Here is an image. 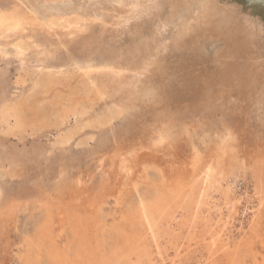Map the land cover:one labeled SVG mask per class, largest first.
<instances>
[{"label":"rangeland","instance_id":"rangeland-1","mask_svg":"<svg viewBox=\"0 0 264 264\" xmlns=\"http://www.w3.org/2000/svg\"><path fill=\"white\" fill-rule=\"evenodd\" d=\"M15 3L23 9L19 11L27 12L40 20L57 15L98 16L97 22L92 24L96 32L103 28L99 24L102 21L110 28L118 11L120 12L116 0H0V8H10ZM171 5L176 7V16L180 17L184 13L194 15L197 29L208 22L210 25L218 26L220 31L213 36H203L201 40L189 44L182 51L171 50L166 55V69L160 80L162 84L160 98H163L164 102L170 100L175 103L170 108L147 101L128 111L115 113L113 108H109V104L98 102L96 106L81 108L79 113L81 111L84 113L80 115L78 109L73 111L67 105L68 102L64 101L60 108L62 110L57 109L54 103L57 94L61 92L59 96L63 99L65 95L64 99L68 100L69 97L66 95L69 92L68 85L75 81L72 77L75 75L76 67L70 64L71 61L75 59L81 63L89 60V56L83 52L81 43H65L57 31H52L54 34L51 36L44 35L45 33L41 31L39 33L38 30L37 34L35 31H29L38 45L33 47L26 44L29 49L24 45L26 48L24 58L19 60L14 52V44L19 41L18 36L0 37V264H22L24 237L35 228L41 216L40 209L49 205L56 210L61 204L59 201L69 197L68 193L76 188L79 180L83 182L82 184H88L90 192H96L102 185L112 186L116 180L118 185L122 183L120 187L126 184L131 187L132 180L136 182V188L132 190L130 196L134 207L141 209V205H146L149 200L154 201L156 194L154 195L155 191L151 184H148L150 181L147 178L155 179L159 174L154 171L150 162L144 164L131 162L129 165L137 164L133 166L130 174L126 173L133 176L131 179L128 175L123 176V171L120 173L116 163L119 155L127 158L128 154L133 152L134 147L129 143L130 140L135 143L138 136L141 137L143 145L141 152H151L160 158L159 168L163 170L162 173L169 184L183 177V174L186 175L181 168L195 156H199L205 170L210 168L208 179H203L202 171L194 177L197 191L204 190L205 193H202L205 203L201 204L196 217L198 219L195 218V221L199 223L208 215L214 217V220L221 221H219L221 243L225 244L223 249L232 256L226 255L225 258L222 256L224 261L222 264H264V0H165L164 8L168 10L165 11L164 8L163 10L168 13ZM53 39L57 41L53 42ZM124 40L121 41L123 44H129L128 37ZM58 43L62 45L59 46ZM40 47H49L55 56L47 58L48 61L39 60L36 58V51L42 49ZM109 49V46L100 44L99 48L90 53V59L96 62L108 59L111 56ZM37 76L42 80L40 81ZM34 84L37 85V89ZM38 87L46 91L40 94L41 90ZM41 101L44 103L41 104ZM5 106L9 107V111ZM40 116H44L45 120ZM20 117L22 121H19ZM98 120L104 121L97 124ZM73 128H77V132ZM62 134H69V139L65 143L60 141ZM119 138L127 139L126 146L111 147ZM107 154H112L114 158L107 157ZM141 164L147 166V174H143ZM111 207L112 200L106 207V212H110ZM177 215L175 214L176 220H173L175 222L172 229L175 226L179 230L177 223L182 219L185 228L187 227L186 229L183 227L182 235L185 238L188 224H185L183 217ZM153 223H156L153 224V229L158 225L161 227L157 215ZM145 227L147 228L146 225ZM145 232L142 235L149 236L150 231H147V234ZM236 239H239L238 242ZM160 242L163 246L164 239L160 238ZM201 252L196 251L188 255L185 253L181 258L174 257L173 250H170L169 256L165 258L166 263L172 264L173 260L175 261L173 264L180 262L206 264L205 257L199 259ZM219 262L222 261L219 259ZM158 264L162 262L159 261Z\"/></svg>","mask_w":264,"mask_h":264},{"label":"bare ground","instance_id":"bare-ground-1","mask_svg":"<svg viewBox=\"0 0 264 264\" xmlns=\"http://www.w3.org/2000/svg\"><path fill=\"white\" fill-rule=\"evenodd\" d=\"M116 3L118 4L120 12L118 11V14L116 15L115 19L112 21V26L111 27L109 26L110 28H107L105 22L102 21L99 24L103 28L99 32L94 31L93 29L94 27H92L93 22L95 21L97 22L98 16L95 17L91 15L90 17L88 15L81 16L80 14L79 15L75 14L76 15L75 17V15L73 14L74 17L72 16L70 17V15L68 17V16L57 15L55 17H50L46 20H40L37 17H34L27 12L19 11L23 9H20V5L17 3H15V5L10 8H7V7L0 8V37L4 38V37H9V36H14V35L18 36L17 39L19 41L14 44V52H15V55H17L19 60H22L24 58V50L27 48L26 44H31L33 47H37L38 43L35 41L33 35L29 34L30 33L29 31H35L36 33L37 30L39 31V33L41 31L45 33L44 35H50V36L51 34H54L52 31H55V32L57 31L58 33H60V35H62L63 38L62 37L61 38L63 39V41L65 40L64 41L65 43L66 42L67 43L68 42H71V43L80 42L81 46L83 47L82 48L83 52L89 56V60H86L81 63L79 61L78 63L77 61H75V59L71 61L70 64L76 67L75 75L74 77H72V80L74 78L75 81L74 83L72 84L70 83L68 85L69 92L66 94L69 97V98L67 97L68 100L64 99L66 98L65 95L63 99L59 96L61 92L57 94L58 96L54 100L55 107L57 109H60L63 106V104L65 103L64 101L68 102L67 105H69L73 109V111L78 109L77 111L78 113L80 112L79 110H81V108H85L86 106H89L87 108H90L93 105L96 106L98 102H102L103 104H107V105L109 104L110 106H112V107L109 106V108H113L115 113L128 111L129 109L138 107L147 101H153L155 104H159V106L161 105L162 107L168 106L166 108H170L175 103H173L170 100H167V102H164L163 98H160L161 96L160 90L162 88V84L160 80L162 79V76L165 73V69H166V64H167L166 55L171 50L177 49L179 51H182L189 44L196 43L198 40H201L203 36H206V35L213 36L214 34H217L218 31H220L218 30L219 28L218 26H213L212 24L210 25L207 21H206L207 24H204L203 26H201L200 29H197L196 28L197 20H194L195 16L184 13V15H181L180 17L177 15L178 16L177 17L175 13L176 7L173 5L170 6V10L168 13L165 12L168 10L167 8H164L165 0H116ZM198 4L201 5L200 3ZM25 6L27 5L25 4ZM163 8L165 9V11L163 10ZM209 14L210 13H208V15ZM208 21H209V18H208ZM148 25H150V27H147ZM220 28L222 30V27ZM196 31H199V33H197ZM125 37H128V39L130 40L129 44H123L121 42L124 40ZM210 40L212 41V39ZM56 41H54L53 39V42H56ZM100 44H103L104 46H109L110 48L109 51L111 53V56L106 60H103L101 62H96L95 60L90 59L91 58L90 53L94 49L99 48ZM24 45L26 46V48L23 47ZM58 45L60 46L62 44L58 43ZM36 53H37L36 58H38L39 60H42L43 62L44 60H47V58H50L53 55L55 56L53 50H51L49 47H43L42 49L36 51ZM71 58H73V55ZM21 62L23 63L24 61H21ZM37 65H38V62H37ZM55 71L56 70H54V72ZM33 72L35 71L33 70ZM43 77L44 76H42L41 78L44 79ZM51 77L53 79V75ZM37 78L39 77L37 76ZM41 78H39L40 81L42 80ZM35 79L36 78H34V80ZM64 85L65 84H63V86ZM36 86L37 85H35L34 87ZM42 86L44 87V84ZM47 87H50V86H47ZM46 88H43V89H46ZM39 90L41 89L39 88ZM45 91L46 90L44 91L41 90L40 92L39 91L38 92L41 94V92L43 93ZM24 100L22 99V101ZM43 103L41 101V104ZM33 104H35V102H33ZM36 105L40 106V104H36ZM8 106H9V103H8ZM70 107H69V110H71ZM7 109L9 111V107H7ZM36 110L38 109L36 108ZM67 110L68 109H66V111ZM29 112L31 113V111ZM83 113L81 111V113L79 114L83 115ZM7 114L5 116H7ZM34 114L36 115V112ZM46 114L48 115L50 113H46ZM112 114L113 113H111L110 115ZM10 115L12 116V114ZM32 117L36 118L34 116ZM36 119H40V118L37 117ZM20 120H21V117L19 121ZM42 120H45V117ZM103 121L101 120V122ZM108 121L109 120H107V122ZM101 122L100 120H98L97 124ZM17 123H19L18 120H17ZM91 124L93 125L94 123H91ZM41 125L39 126L41 127ZM88 126L90 127V125ZM83 127L85 126L83 125ZM16 129L17 128L15 127V130ZM79 129H80V125H79ZM167 130H166V133H168ZM139 132L141 133L142 131H139ZM68 136L69 134L60 135L61 137L60 141L65 143L69 139ZM126 140L127 139L125 138H119V140H117V143L113 142V145L111 147H114V148L115 147H125ZM131 143H134V142L130 140V143H129L131 146L134 147L133 150L131 149L133 152L129 153L128 154L129 156L127 158L121 155L118 156V159L116 162L117 165L119 166L118 170L120 171V173L121 171L124 172L123 176L124 175L127 176L128 174L126 175V173L130 174L132 172L133 166L137 165V164L129 165L131 162L142 163V164L150 162L149 164H151L152 167L155 169L154 171H157V173L159 174L156 176L157 178L155 179L151 178V180H149L147 178V180L150 181L148 182V184H151L152 189H154L155 191L154 195L156 194L155 195L156 199H154V201H151L152 199L149 200V202L146 205H141L142 206L141 209H137L132 204V200H130V196L133 192L132 190L133 189L135 190L136 188V182H132V180H130L131 187H128L127 184L124 185V187H120L122 183L118 185L117 180H116L114 185L112 184V182H110V185L112 184V186L102 185L98 188V190H96V192H90V188L88 184L87 183L82 184L83 182L79 180L77 182L76 188L72 189V191L68 193L69 197H66L65 200L59 201V203L61 204H59L60 206L56 210L55 209L53 210V208L50 207L49 205H46L45 207L40 209L42 211L41 213H39L40 211L38 210L39 212L37 213H39L41 216L39 215L40 218L39 220H37V223L34 226L35 228L33 229L31 233L28 234V236L26 235V237H24L25 242H24V249L22 251V264H158L159 261L162 262V264H167L165 258L169 256L170 250H173L174 257H181V258L184 256L185 253L188 255V254L195 253L196 251H200V252L203 251L201 252V257H199V259L202 257H205L204 259H206V264L224 263V261L222 260L223 259L222 256L225 258L226 255L229 256V253L226 252L227 250L223 249V246L225 244L223 245L221 243V239H220L222 236L221 235L222 232L220 230L221 221L214 220L213 219L214 217L211 218L209 215L206 216L205 218L203 217V220H200L199 223L197 222L198 224L195 221V218L199 214L201 204L205 201L204 198L202 199V196L205 193H203L204 190L197 191L198 188H197L196 182L194 181V177H196L198 173L202 171L204 175L203 179L204 180L208 179L210 168H208L209 170L208 169L205 170L204 169L205 167L203 168L202 164L200 163V160L198 158L199 156L198 157L193 156L194 158H192L191 160L188 158L190 162L186 164L187 166L185 165L184 167L181 168V171L186 173V175L183 174V177H180L173 183L169 184L165 180V174L162 173L163 170L159 168L158 160H160V158L154 153H151L150 151H149L150 153H147L146 151L147 149L145 150L146 153L141 152V150L143 149L141 137L138 136L137 141L134 144H131ZM215 144L221 145L218 143H215ZM201 151L203 150L201 149ZM117 153H120V152L118 151ZM112 154L111 155L107 154L108 155L107 157L112 156ZM111 158H114V156H112ZM208 158L210 159L211 157H208ZM108 159L111 160L110 158ZM144 166L142 169L143 174L146 173V169H147V166L145 167ZM227 166H229V164ZM227 166L225 165V167ZM107 171L105 172L108 173ZM153 176H155V174ZM79 178L81 177L79 176ZM129 178L131 179L133 178V176L130 175ZM224 178L222 179L224 180ZM106 180L108 181L109 179L106 178ZM125 181L127 183V180ZM209 182L210 180L208 181V184ZM212 182L213 181H211V183ZM65 185L67 184L65 183ZM208 188H209V185H208ZM225 189L226 188H224V190ZM160 194L162 196H160ZM111 200L113 202V207L110 208V212H106V207L109 205V202ZM175 214L176 215L180 214L177 216H180L181 218L183 217L186 221L185 224L186 225L188 224V233H187V236H185V238H183V235H182L184 231L183 227L185 228L182 219L179 220L177 223L179 230H177L175 226H174V229H172V225L175 222V221L173 222V220H176ZM156 215H157V218L159 219V222H161L160 224L161 227H159L158 225L156 226V228L158 227V229L154 227L156 229L155 230L153 229V224H156V223H153V222H154V217ZM144 224L147 226V228L145 227ZM146 229L147 231H150L151 235L149 234L148 236V234L146 233L147 232ZM143 232H145L147 235L145 234L142 235ZM160 238L164 239V242L162 243L163 246L161 245ZM226 247H228V245ZM200 248L202 250H200ZM194 257H192V259ZM229 257H232V256H229ZM199 259L197 260L199 261ZM219 259L222 262H219ZM197 260H194V261H197ZM230 260L232 259L230 258ZM173 263H175V261L172 260V264ZM194 263L196 264V262ZM179 264H189V263L180 262Z\"/></svg>","mask_w":264,"mask_h":264}]
</instances>
